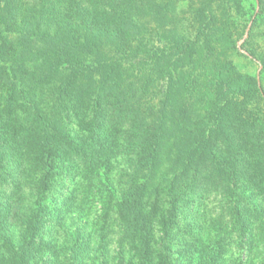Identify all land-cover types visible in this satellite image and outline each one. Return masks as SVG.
<instances>
[{"label":"trees","instance_id":"obj_1","mask_svg":"<svg viewBox=\"0 0 264 264\" xmlns=\"http://www.w3.org/2000/svg\"><path fill=\"white\" fill-rule=\"evenodd\" d=\"M175 2L0 0V264H108L84 228L61 242L58 228L47 231V205L67 159L84 164L94 183V160L109 161L121 146L137 158L114 204L126 245L114 264H225L232 246L239 255L228 264H246L260 243L264 256V92L226 58L235 44L227 0L188 7L190 30L205 36L202 70L174 76L167 68L160 108L142 100L154 80L131 63H143L138 51L153 58L144 43L162 29L151 26L162 6L165 51L190 46L178 24L186 11ZM257 3L253 24L264 20V0ZM71 119L80 127L73 133ZM213 193L219 215L203 224L206 215L188 206ZM75 200L76 190L63 199L58 227Z\"/></svg>","mask_w":264,"mask_h":264},{"label":"rangeland","instance_id":"obj_2","mask_svg":"<svg viewBox=\"0 0 264 264\" xmlns=\"http://www.w3.org/2000/svg\"><path fill=\"white\" fill-rule=\"evenodd\" d=\"M257 2L258 0H227V2L224 3V8L227 10L224 20L226 21V25H229L227 27L229 28L228 30H231L230 40L235 41L234 48H228L226 58L231 61L232 65L239 73L255 77L264 92V64H262L261 60V57L264 56V20L253 24V19L256 18L259 11ZM175 4V11L178 7H181L184 12L186 11L184 13V18L178 24L182 31L183 39L186 41L187 37L190 46L188 48L184 47L186 43L183 42L181 44V49L177 51H165V44L168 43V40L165 38V9L163 8V6H165V0H163V6L161 7V14L163 16L160 15L157 16L158 18H153L151 20V26L153 28L162 29L159 31L157 30L155 35L153 34L152 40L147 36L146 38L149 41L146 42L145 40L144 43L145 48L150 50L149 52H152L153 58L150 59L145 56L143 51H138V56L141 54L139 60L143 63L138 64V60H136L137 57L131 63L133 65L132 68L141 69L145 74L152 75L154 81L151 84L154 86L151 87L150 93L146 94L142 100L147 104L154 105L156 109L160 108L165 97V89L169 83V76H166L168 74H165V69L168 68L169 73L174 76H177L179 71L198 74L203 67L198 59L199 54L205 55L208 51L203 47L202 41L205 36H199V39L196 40L197 32L195 28L191 30L189 28L187 16L189 11L188 7L195 6L197 0H176ZM79 128V125L76 124L74 119H71L67 126L68 131L72 133L77 129L79 130ZM120 148L117 150V153H113V156L108 159L109 161H107L106 158L100 157L98 160L100 162L99 164L98 161H95L96 159L94 160V165H99V167L93 171V173L97 175V178L92 177L95 179L94 183L86 180L89 177H86L82 172L84 171V164L78 162V159L75 157L67 159L66 165H69V170H65L61 177L63 185L56 187V189L52 191L53 198L47 205L48 216L46 219L49 221L46 227L47 231L55 232L58 228L59 232L62 233L59 237V241L61 242L64 239V232L70 235L73 234L76 227L84 228L86 234L90 233L93 236V250L96 251V247H98L100 252L104 253L106 256L108 264H114V257L118 249H120L121 246H126L125 243L120 241L119 226L114 222V217H116L114 204L122 199L128 176L132 175L135 170V159L137 158L135 149L127 150L122 146ZM164 159L165 147L163 149L160 168V173L165 176L166 164ZM90 160L88 156L85 157V161L88 164L91 163ZM83 176L86 178L84 177L83 179ZM92 178L90 177V179ZM75 190L78 202L75 200L74 205H72V212L71 208L65 211L66 217L63 219L64 221L62 220L63 224L60 228L58 227L60 225L58 224V218L59 216L61 218V215L58 216L57 212L63 210V199L73 194ZM200 194L201 193H199V195ZM218 199V196L213 193L205 199L202 205H198L197 202H194L192 206H188V210H190L189 214L194 212L205 214L206 217L202 220V223H210L211 220H214L219 215ZM108 200L111 201L110 203L112 206H109L111 218L109 217L106 224L102 225L101 211L105 201ZM259 201H255V205L262 207L263 204ZM262 223H264V220H262ZM101 226H103L102 237L100 236ZM258 226L259 225L254 226V233H257L256 228ZM158 228L159 224H157L156 230H158ZM261 248L262 245L260 243L258 248L254 249V255L247 253L244 255L243 258L247 260L246 264H264V256L261 252ZM238 255L235 246H232L228 254L225 255V264L231 262L238 257Z\"/></svg>","mask_w":264,"mask_h":264}]
</instances>
